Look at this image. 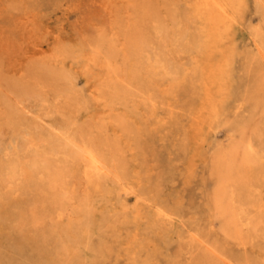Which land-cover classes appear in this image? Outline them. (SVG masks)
<instances>
[{
  "label": "rangeland",
  "instance_id": "rangeland-1",
  "mask_svg": "<svg viewBox=\"0 0 264 264\" xmlns=\"http://www.w3.org/2000/svg\"><path fill=\"white\" fill-rule=\"evenodd\" d=\"M223 1L224 23L198 0H0V264H202L191 232L264 264V0ZM70 141L114 179L51 148ZM221 148L237 239L212 210Z\"/></svg>",
  "mask_w": 264,
  "mask_h": 264
},
{
  "label": "bare ground",
  "instance_id": "bare-ground-1",
  "mask_svg": "<svg viewBox=\"0 0 264 264\" xmlns=\"http://www.w3.org/2000/svg\"><path fill=\"white\" fill-rule=\"evenodd\" d=\"M222 1L223 0H198L197 6H196L197 15L202 16L205 14L211 20L222 21L223 23L228 21L230 18L229 13H228V9H227L226 5L224 4V1L223 2ZM258 52H259L261 59H264V51L261 47H258ZM65 138H67V137H65ZM69 143L70 144H64V145H61V144L59 145V144L55 143L53 145V147H51V148H52V150H55L56 153L61 154L64 157L74 158V159H78V160L82 161L84 166L87 168L85 170L86 175L93 174V177H95L96 179L97 178L114 179L115 174L112 170V167H110V165H108L102 158L98 157L93 151H91L90 149H87L83 145H78V144L74 145L71 143V141ZM229 143L231 144L232 142L230 141ZM235 153H236V149H233V148L227 149V150H222V148H221L217 153L215 173L218 176L217 177L218 187L216 188L214 195H213L214 198H213V205H212L213 209L212 210L214 211V216L220 220L221 228H222L223 232L227 236H229V237L233 236V238L237 239L238 238L237 229L239 227V222H240V220H242L243 217H245L244 216L245 213L243 212V210L241 208V207L244 208V206H241V204L238 201H236L233 197L227 198L228 197V196H226L227 190H224L225 189L224 185L226 183H228L232 180H235L237 178L243 177V176H241L242 175L241 174V166L235 167L234 169H232L233 166L231 167L232 161L234 160L233 157L235 156ZM242 154H244V153H242ZM42 158H43V156L37 157L35 159L34 164L33 165L31 164V166L35 170L40 169V171L43 170L45 173V177H44L45 183H43V184L46 186V188L48 190H50V193H52V194H50L52 196H51V200L49 203L55 204L58 206H62V202H63L62 197L59 196L58 191H57V187L59 186L58 182H59L61 176H60L59 172H57V170L54 169L53 164L50 161L44 160ZM243 158H242L243 159V162H242L243 165H247L249 162L247 157H243ZM251 162H253V161H251ZM232 170H234L233 173H230L225 177L222 176V172L223 173H225V171L232 172ZM8 173H9L10 177H13L15 175V166L13 164L8 167ZM244 174H245V171H244L243 175ZM242 179H244V178H242ZM246 180H247V178H246ZM242 181H244V180H242ZM238 182H240V184H241V181H239L237 179V183ZM244 184H246V183H244ZM232 192H234V188H233ZM62 194L63 193L61 191V195ZM229 194H230V192H229ZM237 194L235 196H237ZM211 197H212V195H211ZM237 198H238V196H237ZM159 215H161V217L165 221H168V222L171 221L170 216L163 215V214H159ZM263 223H264L263 220H261V219L258 220L259 225H262ZM248 226H249V224H248ZM62 232H64V230H62ZM248 233H250V232H248ZM189 239L192 241L193 244L197 245V247H194L195 249H202L204 251V253L206 254V255H204V257H207V258L204 260L205 262H202V264H237V262H233L231 259L226 257L224 255V253L221 252L219 249H217L215 246L207 244L206 241L202 239V237L199 233L191 232L189 234ZM244 239L245 238L239 239L240 245L243 244Z\"/></svg>",
  "mask_w": 264,
  "mask_h": 264
}]
</instances>
